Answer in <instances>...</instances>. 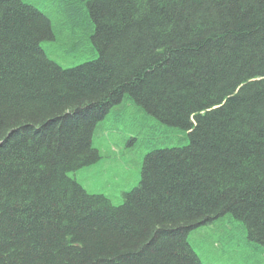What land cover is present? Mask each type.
<instances>
[{"label": "trees", "instance_id": "obj_1", "mask_svg": "<svg viewBox=\"0 0 264 264\" xmlns=\"http://www.w3.org/2000/svg\"><path fill=\"white\" fill-rule=\"evenodd\" d=\"M30 1L0 0V264H203L224 218L264 258V0ZM108 116L149 135L119 204L69 175Z\"/></svg>", "mask_w": 264, "mask_h": 264}, {"label": "rangeland", "instance_id": "obj_2", "mask_svg": "<svg viewBox=\"0 0 264 264\" xmlns=\"http://www.w3.org/2000/svg\"><path fill=\"white\" fill-rule=\"evenodd\" d=\"M40 10L49 14L51 5L46 0H32ZM90 43L85 45L86 48ZM41 47L48 57L62 67H70L83 61L94 58L93 52L73 53L62 48L56 41L42 42ZM124 118L111 120L107 117L102 126H98L93 134V146L101 154V159L92 165L83 167L69 175L89 193L103 194L114 204L121 203L123 192L129 191L140 180L142 160L149 150V135L138 134L131 131ZM147 138V146L136 148L137 139L126 140L127 137ZM179 144L176 137L170 142L160 144L163 146H176ZM124 152V153H123ZM123 153V154H122ZM236 225L233 236L226 237L214 224L203 226L200 231H191L188 241L203 264H264L262 247L246 238V230L239 226L241 221L224 218L223 224ZM218 237H222L218 239ZM254 243V244H252ZM257 246V247H256Z\"/></svg>", "mask_w": 264, "mask_h": 264}]
</instances>
